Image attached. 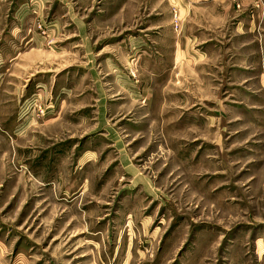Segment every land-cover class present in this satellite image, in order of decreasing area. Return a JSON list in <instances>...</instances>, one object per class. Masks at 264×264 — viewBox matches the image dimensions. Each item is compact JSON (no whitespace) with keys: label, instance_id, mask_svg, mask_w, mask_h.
I'll use <instances>...</instances> for the list:
<instances>
[{"label":"rangeland","instance_id":"rangeland-1","mask_svg":"<svg viewBox=\"0 0 264 264\" xmlns=\"http://www.w3.org/2000/svg\"><path fill=\"white\" fill-rule=\"evenodd\" d=\"M238 1L0 0V264H264V0Z\"/></svg>","mask_w":264,"mask_h":264},{"label":"crops","instance_id":"crops-1","mask_svg":"<svg viewBox=\"0 0 264 264\" xmlns=\"http://www.w3.org/2000/svg\"><path fill=\"white\" fill-rule=\"evenodd\" d=\"M201 1H204V2H209V0H201ZM233 1H236V0H210V2L211 3H215V2H217V4L219 5V7H226V9L225 10H223V13L224 14H226V15H231V14H234V13H232V8H231V6H230V4L233 2ZM223 2H226V5L223 3ZM238 2H240L241 4H242V6L243 7H245V5H246V0H239ZM19 10V12H17V15H22V14H25V11L23 10H21L20 8L18 9ZM234 12L236 11L235 9L233 10ZM238 11V10H237ZM240 11V10H239ZM238 11V12H239ZM0 13H1V9H0ZM239 14H240V12H239ZM1 15V14H0ZM229 30H234V24H232V25H230V28H229ZM6 43V42H5ZM7 44H10V43H7ZM5 47H7L6 46V44H3L2 46H1V48H0V54L3 56V60H4V62H3V67L5 68L6 67V65H7V63L10 65V66H14L15 65V63H17V62H19L20 60H19V57H18V55H16L15 57H13V58H9L8 60H6V56L4 55V52H2L3 51V49L2 48H5ZM15 47H17V46H15ZM15 68V67H14ZM13 68V69H14ZM3 72V71H2ZM15 73H17V72H14V74L13 73H11L10 72V74H9V76L6 78V79H8L9 81L10 80H12V81H14V80H16V79H18V76L16 75L15 76ZM1 75V74H0ZM3 75H4V77H5V73H3ZM14 75V76H13ZM34 74L33 73H31L30 74V76H33ZM30 78V77H29ZM4 82V79H2V78H0V87L3 85L2 83ZM11 84V83H10ZM31 86H34V84H31ZM37 86H39V87H41L40 86V84L39 85H37Z\"/></svg>","mask_w":264,"mask_h":264}]
</instances>
